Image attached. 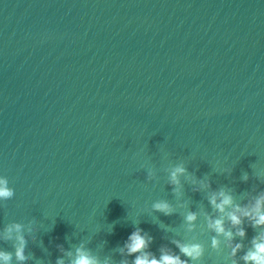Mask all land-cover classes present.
Instances as JSON below:
<instances>
[{
    "label": "water",
    "instance_id": "water-1",
    "mask_svg": "<svg viewBox=\"0 0 264 264\" xmlns=\"http://www.w3.org/2000/svg\"><path fill=\"white\" fill-rule=\"evenodd\" d=\"M0 177L10 264H71L78 248L132 264L136 229L157 258L180 241L203 248L188 264H245L264 227L235 236L209 198L264 193V0H0ZM221 216L231 242L208 227Z\"/></svg>",
    "mask_w": 264,
    "mask_h": 264
},
{
    "label": "clouds",
    "instance_id": "clouds-1",
    "mask_svg": "<svg viewBox=\"0 0 264 264\" xmlns=\"http://www.w3.org/2000/svg\"><path fill=\"white\" fill-rule=\"evenodd\" d=\"M186 171L185 167L176 166L170 173L171 184L179 185V176L184 175ZM244 179H247V174H245ZM200 186L201 188L210 187V184H205L204 181H201ZM13 197L14 189L9 187L7 178L0 177V201H8ZM209 203L219 213L226 215L232 228L236 229L235 236L241 238L246 236L247 233L242 226L245 219L251 222L253 228L264 227V193H261L254 202L249 205L234 206L233 197L221 190L210 196ZM153 208L155 211H159L164 215H171L173 213L172 207L167 202H157L153 205ZM185 219L187 222L192 223L197 219V216L194 212H190ZM208 227L217 235L226 237L230 242L234 239L233 232L225 228L223 216L210 219ZM21 230L22 225L20 223L9 225L5 232V239H12L13 232L15 231V233H17L15 239L18 243L15 246V257L17 261L26 262L28 257L25 256L24 249L27 241L25 237L20 234ZM151 240L152 238L147 236V234H143L141 229H136L129 235L125 243V248L127 249L128 255L135 256L132 264H188V260L181 259V256L187 257L193 261L203 256V248L200 244H184L180 241H173L175 246L179 249L180 254L178 255L167 249H161V254L159 258H157L154 254L146 251ZM219 243V240L213 237L212 247L217 248ZM230 247L232 249L231 254L235 257L243 245L235 243L234 245L230 244ZM69 255H71V253H69ZM11 259V253L0 251V261H3L4 264H10ZM242 259L245 264H264V233L253 238L252 248L245 253ZM56 264H64L63 259L58 258ZM71 264H99V261L83 249L78 248ZM124 264H127V262H124Z\"/></svg>",
    "mask_w": 264,
    "mask_h": 264
}]
</instances>
